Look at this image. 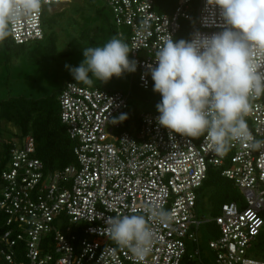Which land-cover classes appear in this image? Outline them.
Segmentation results:
<instances>
[{"label":"built area","instance_id":"2783aa9c","mask_svg":"<svg viewBox=\"0 0 264 264\" xmlns=\"http://www.w3.org/2000/svg\"><path fill=\"white\" fill-rule=\"evenodd\" d=\"M72 1L47 0L38 14L12 26L11 38L17 44L42 40L46 14ZM104 1L118 38L129 33L133 80L144 90L152 82L148 66H156L155 52L164 41L211 36L227 27L211 0H176L173 7L170 0ZM165 5L171 10L158 9ZM129 97L120 90L66 82L58 96L60 118L74 141L76 162L62 169L45 168L32 135L14 142L0 183L5 259L14 263L21 241L25 260L17 264H185V257L200 253L197 246L189 253V244H197L201 226L214 220L220 233L208 244L216 264H264L249 255L264 227V149L232 142L227 152L216 153L205 136L191 138L160 125L159 112H141L133 128L124 129V120H112L128 114ZM251 104L245 119L253 137L264 140V95ZM212 168L241 193L214 217L199 212L198 205ZM152 205L171 218L150 223L151 252L139 260L110 239L105 222L134 209L146 215Z\"/></svg>","mask_w":264,"mask_h":264},{"label":"clouds","instance_id":"9594fccd","mask_svg":"<svg viewBox=\"0 0 264 264\" xmlns=\"http://www.w3.org/2000/svg\"><path fill=\"white\" fill-rule=\"evenodd\" d=\"M47 0H0V43L13 25L38 14ZM219 5L227 27L211 36L196 34L192 40L167 39L149 65L153 90L161 94L156 108L160 125L191 138L205 136L210 148L225 153L232 142L252 150L264 149L255 139L245 117L251 100L264 95V0H211ZM62 50V49H61ZM128 44L112 37L103 46L83 49L79 66L65 65L75 81L107 83L113 76L136 70ZM91 74V76L89 75ZM122 114L114 123L126 119ZM117 215L106 220V232L121 248L139 260L151 252V222L167 223L171 214L160 205L145 214Z\"/></svg>","mask_w":264,"mask_h":264},{"label":"trees","instance_id":"16d2710c","mask_svg":"<svg viewBox=\"0 0 264 264\" xmlns=\"http://www.w3.org/2000/svg\"><path fill=\"white\" fill-rule=\"evenodd\" d=\"M95 0H86L87 5L93 4ZM169 2V1H167ZM160 11H170L171 6H159ZM95 14L101 16L102 12L96 9ZM61 13L50 12L47 13L43 25L45 31V37L39 41H33L24 44H17L9 37L2 43H0V63H9L14 57L25 55L26 58L33 62H38L39 59L44 57H61L67 56L74 52H82L87 47L103 46L112 37H118L117 28L114 26L112 15H110L102 24L97 26L88 24L81 27V31L78 36H73L67 43L66 49L60 50L57 45L56 26L58 25V16ZM88 18L84 17V24ZM128 31H125L124 36L121 38L128 44ZM101 44V45H97ZM130 59V57H129ZM68 81H75L73 76H69ZM77 82V81H75ZM134 82V81H133ZM82 85L80 82H77ZM138 85V83H137ZM100 87V85L95 86ZM139 88H141L138 85ZM154 81L152 80L149 89L144 90L141 88L143 97L145 99H151L155 103H159L162 99L161 94L153 90ZM63 88V87H62ZM60 88L53 94L45 97L34 98L25 95L9 96L7 98L0 99V183L1 174L8 166L10 160V151L14 145V142L27 135H32L36 141V156L39 157L45 168L48 170L62 169L65 166L75 163L76 158L74 155V141L69 136L66 126L62 123L60 118V105L58 96ZM136 107H133L132 112L129 111L126 115V119L123 121L124 129H131V125L138 122L141 112H151L149 110L141 111ZM137 115L135 116V114ZM7 124H12L16 127V131H12L7 128ZM133 128V127H132ZM240 200L241 193H239L235 183L221 175L218 169L212 168L209 171V175L201 187V191L198 197V205L202 207L205 201L210 203L209 215L214 217L221 209L223 203L231 200ZM6 214L0 211V264H17L25 260L24 243L19 242L15 246L16 254L14 263H9L4 255L1 253L4 248V242L1 240L2 234L7 229L5 225ZM207 231H209L214 238L219 233V227L214 220L206 223ZM210 239H213L212 237ZM200 253L198 255L185 257V264H216L209 260V257L204 253L201 248L200 240L197 244ZM256 249L250 251L249 254L256 259L264 260V227L259 235L252 243ZM192 244H189V246ZM251 246V247H252ZM191 248V247H190ZM210 250H212L209 247ZM213 251V250H212ZM189 249V253H192ZM214 253V251H213ZM215 254V253H214Z\"/></svg>","mask_w":264,"mask_h":264},{"label":"rangeland","instance_id":"374dc122","mask_svg":"<svg viewBox=\"0 0 264 264\" xmlns=\"http://www.w3.org/2000/svg\"><path fill=\"white\" fill-rule=\"evenodd\" d=\"M85 1L86 0H74L69 3L60 4L54 7L52 6L53 8L51 7L52 12L61 13V15L58 16L59 23L55 28L57 45L60 50L66 49L70 38L78 36L82 26L88 24L94 26H97L98 24L100 25L106 18L111 16L110 8L104 0H95V2L90 5H87ZM171 1L172 0H170V4L172 3L173 7L176 0H174V3ZM96 9H99L102 12L101 16L95 14ZM84 17L88 18L85 24ZM185 40H188V37H186ZM83 59V53L78 51L64 57L53 58L46 56L39 59L37 63H32L25 55L14 57L9 63H0V99L17 95L40 98L53 94L66 84L69 76H72L65 65L67 64L76 67L79 66ZM89 75L91 76V74ZM133 76L134 74L132 72H125L120 77L113 76L107 83H103L95 77H92V83L87 85H100L107 90H120L127 94L129 93L130 112H132L133 107H136L137 113L138 110L158 112L156 108L157 103L153 102L151 99H145L143 97L141 88L137 85V79L135 78L133 80ZM6 126L12 131L17 130L12 124H7ZM209 204L208 200H206L205 204L202 207L200 206L199 212L208 215L210 210ZM211 237L214 238V236L207 231L206 224H203L199 232L201 248L204 253L208 255L209 260L212 263H215V254L209 249L208 244ZM194 246L193 243L190 245V251L194 249ZM255 249L256 248L252 246L249 251L252 252Z\"/></svg>","mask_w":264,"mask_h":264}]
</instances>
